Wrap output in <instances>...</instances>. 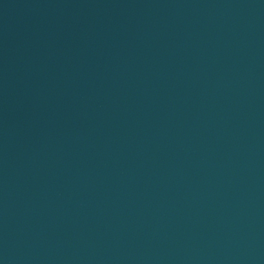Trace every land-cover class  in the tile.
I'll return each instance as SVG.
<instances>
[{"label":"water","instance_id":"water-1","mask_svg":"<svg viewBox=\"0 0 264 264\" xmlns=\"http://www.w3.org/2000/svg\"><path fill=\"white\" fill-rule=\"evenodd\" d=\"M112 264H264V0H129Z\"/></svg>","mask_w":264,"mask_h":264}]
</instances>
